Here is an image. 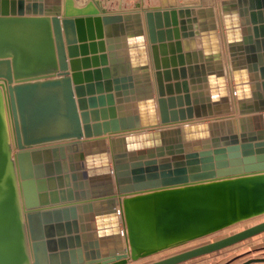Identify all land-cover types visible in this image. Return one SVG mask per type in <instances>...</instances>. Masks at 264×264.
I'll return each instance as SVG.
<instances>
[{"label":"water","instance_id":"1","mask_svg":"<svg viewBox=\"0 0 264 264\" xmlns=\"http://www.w3.org/2000/svg\"><path fill=\"white\" fill-rule=\"evenodd\" d=\"M99 1L62 0L60 15L61 0H0V264H128L264 214V0H220L218 23L213 0L145 9L155 99L138 12ZM201 13L212 18L211 43L184 57L179 39L197 34ZM130 20L140 56L119 74L127 43L118 35ZM212 60L214 100L195 92ZM100 201L105 217L86 222ZM262 231L264 221L146 264H177ZM253 261L264 257L240 264Z\"/></svg>","mask_w":264,"mask_h":264},{"label":"crops","instance_id":"2","mask_svg":"<svg viewBox=\"0 0 264 264\" xmlns=\"http://www.w3.org/2000/svg\"><path fill=\"white\" fill-rule=\"evenodd\" d=\"M51 1V0H49ZM182 0H177V3H179ZM214 3L217 4V6L213 5V9H214V19L215 21L218 23L221 20V11H220V7H219V1L220 0H213ZM228 1H235V0H228ZM85 0H74V6L77 7L79 5L84 4ZM100 6L106 8L108 11L110 12H125V11H131V10H136L139 14V25H140V30L142 33V44L144 49L146 50V54L145 56L147 57V64H148V68H147V74L149 77V81L151 82V93L153 95V99L156 98V91H155V84H154V74H153V69H152V62H151V55H150V51H149V42L147 40L146 37V29H145V18H144V10L145 9H149L152 6H157L159 4V0H100ZM230 5V4H229ZM153 8V7H152ZM195 9L197 8V6L194 7ZM228 12L229 14L233 17H236L237 19L239 18L238 16V12L236 9V3H232V5H230L228 7ZM63 12V3L62 0L59 3V13L61 15V13ZM197 21L195 23H193L195 26V29L197 31V34L194 36H187V37H181L180 40V47H181V51L182 54L185 57L186 52L187 53H192V51L194 52H198V50L200 48H206L207 46H209V44L211 43L212 40V33L211 30L209 29V25L212 21V18L210 16H208V14L206 13H201V14H197ZM218 31L221 32V37H220V41L222 42V44L224 43V29L223 27H221L220 25L218 26ZM239 38H241V43H242V32L239 30ZM118 37L120 38V42H122V44H126V46L124 48L120 49V54L115 56V63L117 66V70L118 73L120 74L122 70H124L125 65L127 63H129L130 65H133V63L139 58V47H137V37H139L138 32H137V27L136 24L133 20L129 21V25L123 28V32H119ZM124 42V43H123ZM107 45V44H106ZM108 46V45H107ZM224 47V50L222 52V57L220 58L221 63L225 64L228 63V52L227 49ZM226 53V54H225ZM236 61V60H235ZM216 61L212 60V61H204V67H205V73L204 76L206 78L205 84H207L203 89L197 90L195 92H204V94L198 93L200 95H202L204 98L205 97H209L212 100H214L217 97L218 91H219V85H218V77L215 74V69H216ZM241 63V62H240ZM240 73L243 74H247V69H240L239 70ZM189 79V78H188ZM252 82H245L244 83V90L248 92V95L250 97V100L246 102V104H248L249 106H251L252 108H254L255 104H258V98H254L253 93H257L258 94V90L254 89L250 84ZM191 85L189 84V89H190ZM145 81L142 75H139V77H137V81L135 82V90L137 95H139V98L141 99V97H144V92H145ZM259 92H261V89L259 90ZM191 94V99H197L200 98L201 96H195L193 97V93L192 91H190ZM218 98V97H217ZM137 106H136V112L138 113V115L141 114L142 109H141V102H139L137 100L136 102ZM207 104V103H206ZM211 109L216 110V109H220L223 107L222 104L218 103H211L210 104ZM156 111H157V106H156ZM70 202H65V203H58V204H53V205H47L46 208H52V207H59L62 206L64 204H68ZM107 209H108V204L106 203H102L101 201L97 203V205L95 206V208H93L91 211H88L86 214H88L89 216H92L91 219H89L88 223L90 224H94V221L96 219V217L99 215V217H101V219H103L105 217V214L107 213ZM77 211V215H81V213H79L78 209H76ZM60 218H63V214L61 215ZM50 220H55L54 219V215L51 214V219ZM85 221L82 224L86 223ZM80 224V223H78ZM87 232V231H85ZM89 232H92L95 234L96 229H91ZM57 233H60V230L54 228L53 233L55 236H57ZM79 234H82V232ZM95 237V235H94ZM62 243L57 242L56 244V248L59 250V248L62 245ZM70 244L68 243V241H65L64 247L65 248H69ZM177 264H203L202 262H180ZM248 264H264L263 261L260 262H250Z\"/></svg>","mask_w":264,"mask_h":264},{"label":"rangeland","instance_id":"3","mask_svg":"<svg viewBox=\"0 0 264 264\" xmlns=\"http://www.w3.org/2000/svg\"><path fill=\"white\" fill-rule=\"evenodd\" d=\"M261 221H264V214L239 221L216 232L210 233L200 238L193 239L191 241H187L183 244L165 249L147 257L140 258L135 261H130L128 264H146L155 260H159L161 258L179 253L181 251L188 250L218 240L237 231L245 229L249 226L257 224ZM261 257H264V231L252 235L243 240H240L231 245H228L226 247H223L221 249L211 251L199 256H195L182 262L185 263L194 261L202 262L203 264H240L247 259Z\"/></svg>","mask_w":264,"mask_h":264},{"label":"bare ground","instance_id":"4","mask_svg":"<svg viewBox=\"0 0 264 264\" xmlns=\"http://www.w3.org/2000/svg\"><path fill=\"white\" fill-rule=\"evenodd\" d=\"M226 54V53H225Z\"/></svg>","mask_w":264,"mask_h":264}]
</instances>
